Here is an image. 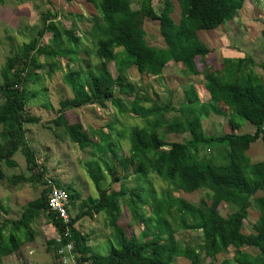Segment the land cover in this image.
<instances>
[{"label":"trees","instance_id":"16d2710c","mask_svg":"<svg viewBox=\"0 0 264 264\" xmlns=\"http://www.w3.org/2000/svg\"><path fill=\"white\" fill-rule=\"evenodd\" d=\"M5 1L0 0V6ZM161 1L159 10L155 11L151 0H146L139 9H132L130 0H96L93 4L95 15L88 18L90 27L82 37L77 36L73 26L65 29L55 17L43 13L40 15L42 27L6 58L0 69V181L5 178L2 165L6 169L16 168L12 157L19 151L25 160L27 177L11 176L6 177V181L11 186L19 183L46 186L42 180L44 169L37 166L34 152L24 139V125L38 124L39 119L27 113L22 87L35 76L34 69L43 68L42 64H37L40 56L49 61L45 64L49 76L60 67L56 57L66 59L68 66L79 52L88 53L83 41L93 46V55L99 61L97 66L92 71H69L62 76L70 96L58 101L56 115L48 122L61 128L65 138L78 151L89 150L90 157L83 167L97 196L82 201L75 216L67 209L70 235L67 239L63 236L61 221L47 210L48 189H42L37 198L22 207L17 219H0V261L16 253L23 240L32 239L30 224L42 215L60 238L58 243L54 240L48 243L54 264H57V248L68 241L72 243L71 254L77 264H172L174 258L200 264L203 258L213 262L217 255L228 250H232L234 264H264V195H257L264 192V160L251 163L246 156L250 144L259 140L264 147V86L252 70L255 63L248 56L223 59L220 70L205 67L209 50L197 35L232 20L248 0H174L179 10L177 23L170 17L172 2ZM144 20L157 22L162 48L146 44ZM45 34L49 38L43 44L41 40ZM196 59L203 65L200 71ZM110 62L114 77L106 69ZM170 62L179 65L186 78L200 75L210 101L202 103L193 85L187 84L182 92L185 102L176 108L189 136L185 142H166L158 135V131L179 133L175 121H161V114L169 105L141 107L143 99L138 98L134 84L128 81L127 73L131 68L138 75L158 78ZM130 95L133 99L127 107L121 96ZM86 105L99 110L111 106L119 115L131 113L143 121L141 128L129 129L127 157L116 156L117 144L110 141L112 124H106V133L101 129L94 131L92 138L80 123L67 121L68 110ZM210 115L229 116V131L216 137L204 136L201 120ZM233 117L249 123L252 133L235 134L239 125L232 121ZM116 136L121 137L122 133ZM210 145L220 146L212 158ZM207 149L206 156L199 155ZM128 166L138 179L149 171L183 194L204 191V202L195 207L166 192L160 199L151 196L148 205L143 198L145 190L140 185L129 189L121 184L117 191L109 190V185L104 186L105 176L110 178V184L126 180ZM53 184L61 187L57 182ZM61 188L72 205L75 195L68 194V187ZM124 196H128V202ZM221 203L233 207L225 218L218 214ZM121 204L125 208L128 205L131 211L136 205L149 208L151 217L141 215L137 218L143 226L137 235L131 232L127 236L118 225ZM251 208L256 210L257 220L250 232L244 234L242 223ZM98 214L104 215L109 229L104 255L92 253L86 236L75 228L80 219H91ZM179 231L200 233V244L181 246L175 238Z\"/></svg>","mask_w":264,"mask_h":264},{"label":"rangeland","instance_id":"374dc122","mask_svg":"<svg viewBox=\"0 0 264 264\" xmlns=\"http://www.w3.org/2000/svg\"><path fill=\"white\" fill-rule=\"evenodd\" d=\"M173 5V12L170 17L174 23L178 20V6L174 0H170ZM96 0H6L0 6V69L6 58L15 53L16 49L27 43L28 38L35 35L36 31L42 27L40 15L49 13L57 23L65 29L71 26L76 30V34L82 37V33L88 31L90 21L88 18L95 15L93 4ZM132 9H139L145 5L146 0H130ZM161 0H151V6L158 11L161 6ZM144 40L146 44L154 48H162L163 43L158 33V24L156 21L144 20L143 22ZM198 38L206 45L209 54L204 60L205 67L213 70L222 68L223 59H238L250 57L254 61L252 70L258 75L264 86V0L245 1L236 16L219 26L215 30L198 32ZM49 38L45 34L41 42L47 43ZM88 53L79 52L75 60L66 66L67 60L56 57L60 67L52 75L47 76L46 58L40 56L37 58V64H42L43 68L34 69L35 76L31 77L23 85L25 109L31 116L39 119L38 124L24 125L25 143L34 152L36 164L43 167V181L57 182L61 187H68V194L75 195L73 204L67 207L72 216L78 213V205L88 198H95L97 193L85 174L83 163L90 157L89 150L80 152L75 146L70 144L63 135L61 128H56L49 124V120L56 115L58 101L68 98L70 93L62 81V76L69 71L88 72L92 71L98 64V59L93 55L94 48L89 41H83ZM197 70L200 71L201 65L198 59L195 60ZM112 77L115 76L113 65L110 62L106 65ZM128 81L134 84L135 92L138 98L143 99L140 106L143 108L158 107L161 108L168 104L169 108L164 109L161 114V121L168 123L175 121L178 125L179 133H166L158 135L166 142H185L189 139L187 131L184 129L183 119L176 111L178 105L185 102L183 91L187 89V84H192L197 91L198 97L202 103H210L208 94L203 88L204 80L200 75L194 77H185L181 67L174 63H168L162 70L161 76L147 77L138 75L131 68L128 70ZM1 83V80H0ZM127 107L133 96H121ZM147 98L148 101L144 99ZM69 123H80L82 127L93 138L94 131L101 129L106 133V124H112V133L110 141L117 144L116 156L124 158L128 156L129 129L132 127L141 128L143 121L131 113L118 114L116 109L108 106L105 110H99L92 105H86L76 109H70L65 114ZM152 117H148L151 119ZM227 115H210L201 120V129L204 136H220L227 133L228 130ZM232 121L239 125L235 134L252 133V126L238 117H233ZM122 133L121 137L116 136ZM211 158L218 152L219 145H210ZM207 150H202L206 156ZM149 156V155H148ZM246 156L251 163L264 160V147L258 140L250 144ZM16 163V168L6 169L2 165L4 177L19 176L25 173V160L19 151H16L12 157ZM39 168H37L38 171ZM23 173V174H22ZM0 181V219L15 220L20 215L22 207L29 201L37 198L40 191L46 186L40 183H19L11 186L6 179ZM138 179L132 174V169L127 167V178L117 183L110 184V178L105 176L104 186L109 185V190L117 191L120 185L133 189L137 185L145 190L143 198L147 204H151V196L160 199L163 193H169L172 197H179L191 205L197 207L204 202V191H196L191 194H183L176 189H172L162 182L154 174L147 171L146 176L139 175ZM60 187V188H61ZM62 189V188H61ZM65 191V190H64ZM257 195H264V192ZM123 199L128 202V196ZM132 208V207H131ZM130 208V209H131ZM233 210V207L221 203L218 206V214L225 218ZM143 215L151 217V212L147 206L136 205L135 209L129 210L128 205L125 208L120 205V217L118 225L124 229L127 236L132 232L137 235L143 230L142 222L137 218ZM103 214L93 216L91 219L82 218L76 224L83 235L86 236L87 245L92 253L104 255L108 248L109 229L105 225ZM257 220V212L254 208L248 211L247 218L242 223V232H250L253 223ZM48 221L44 216H40L30 224L32 239L24 242L21 238V251L26 253V257L19 253L2 258L0 264H53V253L51 245L48 244L56 233L52 227L48 226ZM181 246L200 244V233L182 232L175 234ZM32 250L33 252H28ZM245 251L254 254V251L245 248ZM28 252V253H27ZM202 260V258H201ZM232 250L216 256L213 262L204 259L200 264H234L232 261ZM34 261V262H33ZM85 264V263H84ZM172 264H189L183 258H174Z\"/></svg>","mask_w":264,"mask_h":264},{"label":"built area","instance_id":"2783aa9c","mask_svg":"<svg viewBox=\"0 0 264 264\" xmlns=\"http://www.w3.org/2000/svg\"><path fill=\"white\" fill-rule=\"evenodd\" d=\"M46 188L48 189L47 193V210L54 214V216L61 221L64 226L63 236L65 238H69L70 235L68 233V224H69V215L67 212L68 207V199L67 193L61 189L56 187L52 181H46ZM53 240L58 243L60 238L56 234ZM72 243L68 241L64 246L58 247L56 250L57 255V264H77L74 256L71 254ZM84 264V263H81ZM86 264V263H85Z\"/></svg>","mask_w":264,"mask_h":264},{"label":"crops","instance_id":"0c3cea01","mask_svg":"<svg viewBox=\"0 0 264 264\" xmlns=\"http://www.w3.org/2000/svg\"><path fill=\"white\" fill-rule=\"evenodd\" d=\"M196 92H197V91H196ZM7 220H10V219H7ZM48 226L51 228L50 224H48ZM53 231H54V230H53ZM52 238H54V237H52ZM26 242H28V241H26ZM26 242H25V243H26ZM19 251H20V254H21V255H24V256L26 257V253H25L23 250L21 251V247L19 248V250H18L16 253H19ZM28 252H33V251H32V250H28ZM28 252H27V253H28ZM10 256H11V255H10ZM33 262H34V261H33ZM53 264H54V263H53Z\"/></svg>","mask_w":264,"mask_h":264}]
</instances>
